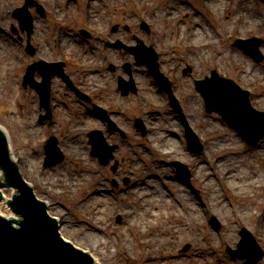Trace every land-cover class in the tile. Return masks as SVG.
Here are the masks:
<instances>
[{
	"label": "rangeland",
	"instance_id": "374dc122",
	"mask_svg": "<svg viewBox=\"0 0 264 264\" xmlns=\"http://www.w3.org/2000/svg\"><path fill=\"white\" fill-rule=\"evenodd\" d=\"M57 5H61L64 3H67L66 0H54ZM184 1L187 0H133V6L137 4H142L150 17L151 21H155L157 23V29L156 31L153 30L151 32L153 33V38L155 39V43L157 44L155 48H161V47H167V45L175 40H188V32L189 30H196L197 36L201 37V35L198 34V30L202 29L201 27H204L203 30H201L204 33L207 32V27L213 28L211 29V33L206 34L209 36V38H215L214 33L212 30H215L216 33L219 32L218 28L214 27L212 24V21H209L208 15L206 16L205 12L201 10L194 9L193 6H195L194 3H192V6L188 3H184ZM212 5L213 8L216 11V14L222 18L223 25L221 32L222 34L225 32H229V29L233 28V26L236 25V22L240 23L243 28H250L253 26L254 22H257L260 20V18L264 17V1L263 0H222L221 2L219 0H208ZM15 3V6H20L22 4V0H13ZM79 2V0H78ZM66 8L65 5H63V8ZM67 8H69L68 13L70 16L74 17L73 14L74 10L77 8H80L78 10L81 11L83 15V10L79 5L76 7H72L69 5ZM7 8H0V25L1 27H4V24L6 23L7 19ZM182 11L184 13H182ZM78 12V13H79ZM194 12V14H193ZM80 14L77 15L75 21L76 26H67L65 25L63 31L66 33H69L72 38H75L73 34H78L77 30L80 28V24L82 22ZM133 14H130V20L127 22H134V16H131ZM228 16L229 18H227ZM239 16V17H238ZM246 16H251L249 18V21H244V18ZM40 20V19H39ZM10 24H14L12 21ZM196 24H199L197 26ZM36 25V23H35ZM122 25V26H121ZM209 25V26H208ZM40 26V27H39ZM39 26L36 25L35 30L40 31L45 37H49L48 34L50 31V19L48 20H40ZM103 29H110L111 37L112 38H119L125 42L126 45H134L136 42L135 40H141L142 38L151 36V32L148 33L141 31V30H135V29H124L123 24H121L120 20H117L114 24L108 23V19L106 22L101 23L99 25ZM115 26V27H114ZM114 27V29H112ZM122 27V28H121ZM180 27V28H178ZM114 30V31H113ZM225 30V31H224ZM73 33V34H72ZM179 33H181V36H179ZM148 35V36H146ZM125 37V38H123ZM0 38L5 39L4 34L0 32ZM1 40V43L3 44V40ZM80 38L78 39V45L76 46L77 52L74 56L76 59H81L80 56L82 55V52L86 51V48L97 44L94 43V41L90 43L80 42ZM200 42H204L205 39L198 40ZM147 44L149 41H145ZM103 44H100L101 46ZM97 46V45H95ZM84 48V49H83ZM233 48L231 46L228 47H220L216 49H206V51L203 52H192L186 54L185 52L181 51H175L169 55H166L165 57H161V61H163V65H161V70L165 72L166 76L168 78H173L174 75H172L173 72H176L178 67H181L180 69L186 68L187 64L193 65L191 74L193 76H202L204 74L207 75L208 69L214 67L212 66V59L213 56L217 55L218 57H215L218 63H219V72L220 74H228L232 76L238 75L240 78L241 74H243L244 81H252L253 79L261 80L260 82H264V69L261 68V73L257 70L258 68L249 62L246 57L240 54V52L232 50ZM10 59L11 62L7 66L6 69L1 68L0 69V124H2L10 135V139L12 142V149L14 154L17 156H20L18 153L23 151L24 155L22 157H26L31 161V164L33 165V171L29 172L27 170L24 171V175H26L27 179H30L32 182L35 183L38 187V191L42 192L43 196L45 195V192L47 194L53 193V191H48V188L50 187L47 177L44 174H41L40 172V164L41 159L43 161V156L41 158L40 153L42 152L41 146L43 140H45L48 134H52L53 132H50L52 130L48 128H41L39 130H33L28 137L25 139L28 140V149H18L16 147V135L18 132V128L20 130L21 127L25 126V122L27 121L28 113L27 108L25 107V103L29 100L27 96V92L23 91L21 94L17 92L16 85L19 83V77L16 79V71L15 70H21L20 68L17 69L16 65H13V58L16 57V50L15 48L11 47L10 49ZM109 53V50L107 51ZM75 53V51L72 52V54ZM234 53H238L239 57H237L236 62H233L231 57ZM129 56V60H132L131 55L126 54ZM232 61L233 64H231L228 60ZM83 60V59H82ZM24 61V60H23ZM104 63L103 56H95L90 59V66L95 69V64L98 63ZM238 68V69H237ZM254 68V69H252ZM135 67L133 68L134 71ZM256 69V70H255ZM139 71H141L140 77L142 80H144L146 83L145 87L148 89L147 85H151L152 82L150 81V78L146 75L145 71L143 70V67L138 68ZM5 71L7 72L5 75ZM132 71V70H131ZM105 75L108 76L110 73L109 70H105ZM102 73V72H101ZM189 74L181 75L177 74L179 77V82L181 79H184L186 84L185 88L191 87V83L189 81ZM12 74V75H11ZM136 74V73H135ZM133 72L131 76L134 78L133 75H135ZM259 74V75H257ZM121 75V74H120ZM108 76V77H112ZM119 76V74L116 76V78ZM149 78V79H148ZM114 79V78H113ZM136 82H138V76L136 79ZM56 85H59V83L56 82ZM177 86H180L178 83ZM144 87V86H143ZM154 87V86H153ZM149 90V89H148ZM150 91V90H149ZM262 93H264V89L261 90ZM139 92L145 96L142 91L139 90ZM153 92V91H150ZM176 93L179 94L180 101L184 105V107L188 111H195L194 120L197 119V123L194 122L195 126L197 128L202 127V129L209 125V130H215L216 133L213 135V137L210 139V143L208 145V153L209 156H218L222 157L220 161L222 160V163L224 166H228L229 170H231L232 175L226 176V179L229 181L226 185L228 186H238L242 185L244 181L246 180V177H243L241 174H247L250 178L254 175L256 179H264V144L260 149H256L250 153H241L236 154L233 152V148L239 147L240 142L233 137L231 132H227L222 126L221 123L215 120V116H205L203 117L204 108L200 102V99L194 97L193 99H196L197 101L195 104H197L196 109H189V105L193 99L187 100L185 96L180 94L181 92L176 91ZM164 95V94H163ZM27 96V98H26ZM151 99L155 102H161L165 106V101L167 102V97L164 95L160 96L157 94V97L154 96V94H151ZM26 98V102L23 101ZM104 101H107V98H104ZM258 103H260L261 107H264V95L262 94L258 100ZM25 102V103H24ZM146 110L150 112L151 110L147 108V106L144 104ZM201 106V108H200ZM117 113H112L110 115L112 122L116 124L118 129L120 128V132H125L127 136V140H119V136L117 134H113L111 136H105L106 138L110 139V143L117 145L116 153L114 154V161L117 162L118 166H120L121 170L124 171L122 176H127L125 173V169L129 168V170L134 171L135 174L133 175V182H137V187H141L140 182L146 175L156 174L160 173V175L163 178H152L147 179L145 181V184L142 186V188H146L147 192L154 193L155 191L161 193L159 195L160 198L164 197V195L169 196V192L171 191L173 195L169 196L172 201L169 204V214L175 212V215L179 214L178 218L172 219L177 225H183L187 226L185 227L184 234H178L177 238L174 240L172 244H170V248L166 247L164 244L163 246H159L156 248H148L146 244H141L140 240L137 237V234L133 230H128L123 232V228H125L128 224V220L121 216V212L128 213V211H132L135 215H139V213L144 212L143 206L138 201V195L136 190H129L127 191L126 187H124L122 184L118 185V189H126L125 192H122V194L117 195L115 197L116 200H111L110 203H107L105 205L101 204V208L105 210L103 212V215L105 214V220H107L106 229L103 232L95 233L94 236H98L100 238V241L107 244L106 250L108 252L114 253L115 256H112L108 258L107 260H104L101 262V264H233L229 259H227L228 255L225 252V245L218 249V245H223L224 239L225 244H228V247L233 246V243L236 241V239L239 238L238 235L235 233V229L240 228L239 225L242 224L243 227H245L248 230H251L259 239H257V243L260 247L264 248V215L261 219H258V214L263 213L264 214V191H260L259 189L256 190V192L259 193H252L249 197L239 196L238 204H232L229 199H227L229 192L227 191H221V189L218 186V180L211 176V173L207 170L208 168H205L207 171V175L204 173H200L195 168L198 165V162L204 164V162L200 158L192 157L187 151H185V147L183 146L182 139H180L179 134L177 133L176 138L173 140V144L178 143V147H170L168 150H164V152H170L172 154L170 159L163 158L162 154H156L155 152L151 151L149 152L148 149L150 148L148 144L151 142H147L146 139L148 137L145 136V138H140V135L135 132V130L132 128L134 125V121L137 118H134V115H137V110H134L133 112L126 113L125 115H121V111H115ZM170 110L167 107L159 108L156 112V119L162 120L166 118H170L171 113L169 114ZM145 115V114H144ZM162 118V119H161ZM79 117L73 121L64 118L63 120H56L57 124L49 126L51 128H55L56 130L59 129H65L66 132H60L62 135V141L65 147L77 149V147H81L82 151L85 153V160L83 159H74L73 157L69 156L71 152H68L66 148H63L62 152L64 154V161L60 164L61 167L57 169V174H64V182H59L58 188L55 189L56 192L59 190L63 191V197H49V199H53V201L57 202L58 205L64 204L65 206L70 208L69 213H65L66 218H64L63 222L68 225L69 229L72 231L70 236H66L67 239L71 240L73 238L78 239L74 241L77 244H80V240L87 239L88 236V228L85 224H76L74 220L80 219L83 221V218H81V214L83 213L81 208H78V206L82 203L84 205L85 201H87V198L93 191L99 188L98 181H100V178L102 176H105L106 178H110L112 173H109V168H101L98 166L97 161H95L94 158L89 156V150L90 145L88 144V138L87 135H85L83 132H75L74 130L77 128L81 129L82 126L78 123ZM138 119H141L143 122L144 119L142 117H138ZM28 122V121H27ZM19 123V124H18ZM191 123V122H190ZM145 125V121L143 122ZM148 124V123H147ZM146 124V126H147ZM152 127L157 128L156 126L152 125ZM70 129L68 132L67 130ZM88 129H91L90 127ZM84 130V129H83ZM168 130V129H167ZM199 130V129H198ZM204 130V129H203ZM170 130H168L169 132ZM24 132V131H21ZM105 132V130L103 131ZM33 133L35 135H33ZM149 133V130H148ZM159 135L156 134H149V137L153 139V137H157V139L161 140V137L164 136V133L167 132H158ZM111 137V138H109ZM220 139H224L227 141L224 147V151H217L214 146L215 144L219 143ZM124 141V142H123ZM163 141V137H162ZM184 141V140H183ZM125 143V144H122ZM129 143V144H126ZM148 143V144H147ZM160 143V142H159ZM163 143V142H162ZM164 144V143H163ZM175 146V145H174ZM147 148V149H145ZM223 149V148H221ZM71 151V150H70ZM130 151L133 152L127 153L126 158L131 157L129 159L121 158L125 152ZM136 152V154H135ZM42 154V153H41ZM21 157V156H20ZM143 159L144 162H142L139 159ZM190 158H194L192 161ZM178 161L183 165L185 164L186 168L190 171V182L188 187H184L179 182H176V175L174 173V170L171 171V169L168 166H163V162L168 161ZM34 161V162H33ZM161 161V162H159ZM115 164L113 161L111 165ZM59 166V165H58ZM98 166V167H97ZM205 166V164H204ZM57 167V166H56ZM101 168V169H99ZM158 171V172H157ZM92 172V173H91ZM89 173H91V176L88 178ZM194 173L195 176H194ZM75 174V176H73ZM169 175L168 177H164L165 175ZM193 174V176H192ZM50 177H52L54 180H56V177L52 176V173L49 174ZM71 177V178H70ZM74 177V178H73ZM229 177L231 178L229 180ZM88 178V179H87ZM206 180H203L205 179ZM208 178V179H207ZM87 179L86 183H83ZM160 182H159V181ZM212 181L211 183L209 181ZM221 184H224L227 182L224 180V178H221ZM41 183H44V186H41ZM57 184V183H55ZM161 184H165L166 188L163 189ZM52 187V186H51ZM161 187V189L159 188ZM150 188V189H149ZM198 190L197 195L196 191ZM244 189V188H243ZM136 191V192H135ZM218 193L219 199L221 200V205L225 207L226 215L225 217H222L221 215L215 216L216 220L220 223V229L218 231H214L210 224L209 213H207L208 209L216 210L217 204L215 202H212V194ZM163 192V193H162ZM124 193V194H123ZM104 195V194H103ZM186 197H192L197 208V212L199 214L198 218H194L195 220L190 222L189 219H187L186 216V206L187 201L184 199L183 196ZM167 196V197H168ZM145 197L144 195L142 196ZM196 198H200V200L197 201ZM86 199V200H84ZM181 201H185L186 204L184 205V208L181 204ZM115 209L114 213L112 209V204ZM57 211L58 214H62L61 209L58 207ZM231 208L238 209V213H241V217H238V225L233 226L231 223L234 220V217L231 214ZM158 209V208H157ZM156 209V210H157ZM178 212L176 213V210ZM66 211H63V213ZM162 210H159L160 214ZM118 213L119 215L115 214ZM247 213V214H245ZM129 216H131L128 213ZM239 216V214L237 215ZM117 217H120V221L117 220ZM263 219V222H262ZM148 221V220H147ZM164 223L163 219H160V221L157 222V226L160 228V226ZM64 225V224H63ZM224 225H228L229 228H231V233L227 234V229L221 228ZM79 226V227H78ZM64 227V226H63ZM110 227L115 228L112 232L109 233ZM227 227V228H228ZM63 233V228H62ZM220 233V234H219ZM64 234V233H63ZM219 235L217 237L213 236ZM73 238H69L72 237ZM213 236V237H212ZM124 237L126 240L124 241ZM145 240V239H144ZM147 240V239H146ZM145 240V242H146ZM125 243L127 245L126 250L128 253H131V256L133 259L127 260L121 252V246L120 244ZM190 246V249H188L185 253H180L179 250L183 248L185 244ZM83 246V245H82ZM85 246V245H84ZM103 246V245H102ZM167 252H172L176 259L171 260L167 257ZM103 253V251H102ZM166 256V258H165ZM264 257V256H263ZM164 260V261H162ZM257 264H264V258L257 262Z\"/></svg>",
	"mask_w": 264,
	"mask_h": 264
},
{
	"label": "bare ground",
	"instance_id": "6f19581e",
	"mask_svg": "<svg viewBox=\"0 0 264 264\" xmlns=\"http://www.w3.org/2000/svg\"><path fill=\"white\" fill-rule=\"evenodd\" d=\"M220 2L222 0H219ZM198 34L201 35V38L204 39V35L201 34V32L198 31ZM200 39H196L194 42L195 44L199 45L200 44V41H198ZM208 41V40H207ZM206 42V41H205ZM204 42V43H205ZM204 43H201V44H204ZM3 56V54H0V58ZM1 68H4L1 67ZM0 68V69H1ZM154 116V115H152ZM96 119L94 117H91L89 118L88 120L86 119L85 120V124L88 125L89 127L91 125L95 126V123H96ZM98 123V122H97ZM224 143H226V141L224 140H220L219 141V144L216 145V149H220L221 147L224 146ZM69 150H71L70 152V156H72L73 158H76V159H83L85 158V154L84 152L82 151L81 147H77V149H72V148H67ZM25 161L22 160V163H24ZM201 170V169H200ZM243 177H246V180L244 181V183L242 184V188L246 189V190H250L252 188H255L257 186V184L259 183V181L255 178V176L253 175L251 178L247 175V174H241ZM46 176L48 177L49 181L51 182L50 184H53L54 183V180L52 177H50L48 174H46ZM54 177V176H53ZM71 178V177H70ZM74 178V177H73ZM112 181H116V180H112ZM211 183V180L209 181ZM231 187V186H230ZM139 190H142V188H140ZM141 193V191H139V194ZM144 193V192H143ZM218 196V193H215L214 194V191H213V194L212 196V202H215L217 204V208H216V211H218L222 217H225L226 215V212H225V207H223V205H221V201L219 200V198L217 197ZM160 198V197H159ZM159 198L155 197V196H152V197H149L147 199H144V201H142V203L144 204L146 210L144 211L143 213V217H135L134 215L132 216L131 220L128 221L129 224L123 228L124 229V232L125 231H128V229H133L134 231L135 230H139V234L140 236H147V240L145 242L144 239H142L141 241L146 244L147 246H149V248H156V247H159V246H163V244L165 243H161L160 241L156 240L157 238H161L163 236V233H159L158 231H156L155 233V236L154 238L151 237V235L149 234V230L153 229L154 227H156L155 225V221H154V217L156 218H164L165 219V222L164 224L162 225V231L163 232H170L174 235L176 234H182L184 233L183 231H185V227H182V226H179V227H173V224H172V220L174 217H176L175 215V212L173 213H170L169 214V200L167 199H163V200H160ZM184 199H186L187 201V206H186V211H187V219H194V218H198V215L196 213L195 210H197L194 201H190L187 197L184 196ZM154 200V201H153ZM101 202V200L99 199H92V200H89L87 202H85V204L82 206L87 212H89V214L85 217L86 221L90 222V224L92 225H97V221L96 219L94 218L93 216V212L97 209V205ZM182 205H185L186 202L185 201H181ZM164 206L161 210L162 212L160 214H155L153 209L155 210V208L153 206ZM103 212H105L103 209L101 210V216L103 217ZM178 212V210H176V213ZM152 219V220H148V221H145L143 223L139 222V220H142V219ZM168 223L170 224V226L168 225ZM64 235L65 236H70L68 234V232H70V229L69 227H67V225L64 226ZM181 230V232L179 231ZM89 236L90 233H89ZM171 241L174 242V238L171 237ZM96 243L94 244H86L87 247H89V249H93V250H96L98 251L97 248H99L100 243L101 241H99L98 237L95 238ZM89 242H91V240H89ZM104 244V243H102ZM166 247H168V244H166ZM101 250H104V247L101 249ZM100 250V251H101ZM98 251V252H100ZM98 254V253H97ZM103 253L101 254H98L99 255V260L98 261H103L105 259H107L108 257H111V256H114L113 253H109L108 255H102Z\"/></svg>",
	"mask_w": 264,
	"mask_h": 264
},
{
	"label": "water",
	"instance_id": "95a60500",
	"mask_svg": "<svg viewBox=\"0 0 264 264\" xmlns=\"http://www.w3.org/2000/svg\"><path fill=\"white\" fill-rule=\"evenodd\" d=\"M0 175H1V173H0ZM10 195H12V191L11 190H8V191H6V193H5V199H10ZM26 196H29L28 194H26ZM0 214L1 215H4V216H6V217H9V216H11V214H10V212H9V209H8V206L6 205V203L4 202H1L0 203Z\"/></svg>",
	"mask_w": 264,
	"mask_h": 264
}]
</instances>
